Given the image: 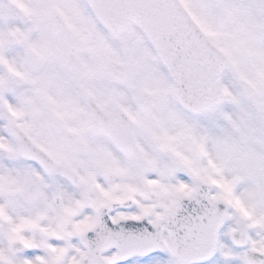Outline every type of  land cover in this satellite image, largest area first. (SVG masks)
Segmentation results:
<instances>
[{
	"label": "flooded vegetation",
	"instance_id": "flooded-vegetation-1",
	"mask_svg": "<svg viewBox=\"0 0 264 264\" xmlns=\"http://www.w3.org/2000/svg\"><path fill=\"white\" fill-rule=\"evenodd\" d=\"M12 1L27 15H16ZM66 1L33 0L29 7L28 0H0V243L13 230L19 236L57 223L66 208L74 210L70 220L85 212L95 219L101 195L106 201L126 197L116 186L139 162L119 155L105 133L122 129L126 118L132 121L133 110L145 122L133 121L135 128L143 126L135 138L151 121L132 102L133 94L145 89L133 86L139 61L134 29L111 36L91 15H65ZM255 7L264 15V0ZM260 31L256 54L239 81L251 84L255 111L264 116V27ZM241 53L237 63L246 65L248 55L241 48L237 57ZM155 65L149 73L158 86L163 72ZM20 133L41 156H20ZM108 174L117 176L110 180ZM2 243L0 249H7L8 241Z\"/></svg>",
	"mask_w": 264,
	"mask_h": 264
},
{
	"label": "rangeland",
	"instance_id": "rangeland-1",
	"mask_svg": "<svg viewBox=\"0 0 264 264\" xmlns=\"http://www.w3.org/2000/svg\"><path fill=\"white\" fill-rule=\"evenodd\" d=\"M32 1L28 0L26 4L33 7ZM181 1L211 41L229 53L230 63L223 75L226 100L209 116L186 119L174 103L166 75H163L161 84H155V74L149 73V67L155 65L149 49L136 30L132 31L133 48L139 59L136 61L137 72L133 86L151 91L155 104L147 131L137 134L147 169L132 164L131 170L122 174L125 180L119 181L116 186L118 194H130L136 199L137 205L151 206L160 198H176L179 194L191 192L190 179L200 178L202 173H205L203 179L215 184L212 192L225 195H242L264 184V116L255 111L251 93L254 90L239 81L245 69L249 68L246 65L252 63L256 35L262 28L259 15L252 13L257 0ZM12 2L16 15H27L17 7L16 2ZM66 2L65 15H87L85 10L82 12L83 8L80 10L74 7V0L73 3L71 0ZM51 6L57 7L54 4ZM36 15H41L39 8ZM237 27H241L240 31L249 47L244 49L249 53L246 65L237 63L240 56L237 57L230 41L235 33L232 30ZM155 69L159 72L158 68ZM133 114L135 122L145 124L134 110ZM185 137L191 139L190 145ZM208 153L209 157H206ZM151 166L154 167L153 171L150 170ZM180 176H186L187 181H181ZM103 199L105 195H101L100 201ZM6 240L3 238L2 242ZM2 242L0 246L3 248Z\"/></svg>",
	"mask_w": 264,
	"mask_h": 264
},
{
	"label": "snow or ice",
	"instance_id": "snow-or-ice-1",
	"mask_svg": "<svg viewBox=\"0 0 264 264\" xmlns=\"http://www.w3.org/2000/svg\"><path fill=\"white\" fill-rule=\"evenodd\" d=\"M114 203L99 223L89 212L70 220L74 210L66 208L55 224L13 230L0 264H264V184L242 195Z\"/></svg>",
	"mask_w": 264,
	"mask_h": 264
},
{
	"label": "water",
	"instance_id": "water-1",
	"mask_svg": "<svg viewBox=\"0 0 264 264\" xmlns=\"http://www.w3.org/2000/svg\"><path fill=\"white\" fill-rule=\"evenodd\" d=\"M85 1L108 32L117 34L130 22L139 28L172 80L175 99L184 111L199 115L223 101L225 56L208 42L178 0ZM209 191L208 184L196 183L194 194Z\"/></svg>",
	"mask_w": 264,
	"mask_h": 264
},
{
	"label": "bare ground",
	"instance_id": "bare-ground-1",
	"mask_svg": "<svg viewBox=\"0 0 264 264\" xmlns=\"http://www.w3.org/2000/svg\"><path fill=\"white\" fill-rule=\"evenodd\" d=\"M207 155H208V157H209V153H208V154H206V157H207Z\"/></svg>",
	"mask_w": 264,
	"mask_h": 264
}]
</instances>
